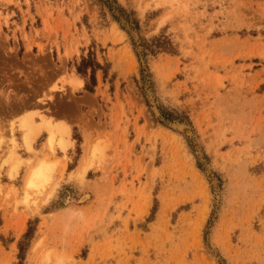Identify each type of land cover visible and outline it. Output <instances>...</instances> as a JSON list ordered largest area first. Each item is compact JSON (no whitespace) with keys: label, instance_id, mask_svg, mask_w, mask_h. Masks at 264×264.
<instances>
[{"label":"rangeland","instance_id":"obj_1","mask_svg":"<svg viewBox=\"0 0 264 264\" xmlns=\"http://www.w3.org/2000/svg\"><path fill=\"white\" fill-rule=\"evenodd\" d=\"M0 264H264V0H0Z\"/></svg>","mask_w":264,"mask_h":264},{"label":"bare ground","instance_id":"obj_2","mask_svg":"<svg viewBox=\"0 0 264 264\" xmlns=\"http://www.w3.org/2000/svg\"><path fill=\"white\" fill-rule=\"evenodd\" d=\"M33 123L30 122H26L24 123V128L27 130L24 131V136H25V144H27L28 149H32L33 147V140H35L37 138V135L40 133L39 131H37V129L35 130V127H33L32 125ZM26 132V133H25ZM69 133V131H68ZM50 141H52V135H50ZM65 145H62V148H64ZM51 165H48L45 162H40V164H38L31 173L30 179H29V185L30 186H39L41 185L42 182H44L45 180L51 179ZM86 169V168H85ZM88 194H85L83 196H81V200H85L86 198H88Z\"/></svg>","mask_w":264,"mask_h":264},{"label":"trees","instance_id":"obj_3","mask_svg":"<svg viewBox=\"0 0 264 264\" xmlns=\"http://www.w3.org/2000/svg\"><path fill=\"white\" fill-rule=\"evenodd\" d=\"M94 65L95 66H100L99 65V63H94ZM90 66H93V64H91V60L90 59H83V61H82V63H81V65L78 67V71L80 72V73H87V70H88V68L90 67ZM93 69V68H92ZM94 70L95 69H93V75H92V80H93V83L95 84L96 83V80H95V78H94ZM88 89L90 90V91H93V88H89L88 87ZM28 235V234H27Z\"/></svg>","mask_w":264,"mask_h":264}]
</instances>
